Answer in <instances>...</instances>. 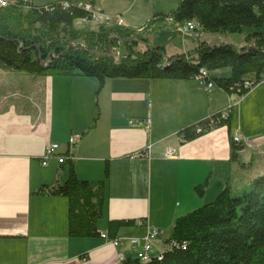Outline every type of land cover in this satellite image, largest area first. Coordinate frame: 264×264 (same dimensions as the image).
<instances>
[{
  "label": "crops",
  "instance_id": "1",
  "mask_svg": "<svg viewBox=\"0 0 264 264\" xmlns=\"http://www.w3.org/2000/svg\"><path fill=\"white\" fill-rule=\"evenodd\" d=\"M180 2L96 0L94 8L108 19L121 17L125 27L146 28L149 42L164 47L167 57L189 55L202 43L256 45L255 38L247 39L253 28L186 30L187 22L155 17L173 12ZM211 75L229 77L231 69ZM228 107V123L186 140L184 129H196ZM74 134L81 138L71 149ZM237 135L243 148L232 161ZM52 143L60 144L59 155H70L63 163L57 157L43 163ZM238 167L250 177L264 174V80L240 96L216 86L208 91L197 78L119 77L101 85L94 76L0 69V264H124L142 249L132 239H144L153 229L160 234L151 255L158 257L176 219L213 201L235 180ZM72 171L82 180L106 183L97 235L70 236L69 198L42 192L66 182ZM201 184L203 195L196 189ZM119 221L130 223L112 227ZM114 239L121 243L116 246Z\"/></svg>",
  "mask_w": 264,
  "mask_h": 264
},
{
  "label": "trees",
  "instance_id": "2",
  "mask_svg": "<svg viewBox=\"0 0 264 264\" xmlns=\"http://www.w3.org/2000/svg\"><path fill=\"white\" fill-rule=\"evenodd\" d=\"M9 1L0 6V69H16L32 76H94L103 85L108 78L119 77L196 79L204 68L208 71L207 81L240 96L264 80L261 31L248 36L249 41L255 38L256 42L249 47L202 43L189 55L167 57L164 47L153 46L135 28L116 23H101L96 29L79 27L78 21L93 20V12L79 6L81 1L56 0L48 5H36L33 0ZM64 1L71 7L64 8ZM87 3L94 6L95 1ZM157 16L171 18L178 24L196 21L200 28L214 33L240 32L247 26L264 25V0H181L176 10ZM154 18L147 26L152 25ZM140 43L143 50L137 49ZM122 45L124 52L120 53ZM112 50L119 56H114ZM222 68H230L231 75H211ZM246 81L253 82V86L246 88ZM229 118L222 124L228 123ZM200 123L210 129L208 118ZM194 126L184 129L186 140L200 135ZM242 148L232 141V161L238 160ZM240 183L243 184L235 185L230 178L212 202L178 217L165 240L168 247L162 258L153 257L142 263L129 257L124 264H264V174ZM205 188L206 184H201L196 189L203 195ZM42 192L69 198L70 236L99 233L105 181L82 180L72 171L66 182L43 187ZM125 223L130 221L111 225L119 227Z\"/></svg>",
  "mask_w": 264,
  "mask_h": 264
},
{
  "label": "built area",
  "instance_id": "3",
  "mask_svg": "<svg viewBox=\"0 0 264 264\" xmlns=\"http://www.w3.org/2000/svg\"><path fill=\"white\" fill-rule=\"evenodd\" d=\"M9 0H0V6H6L9 4ZM79 6L86 8L89 11L93 12V20L96 18V15L98 14L95 11V8L92 4L90 3H79ZM63 7L64 8H69L71 7L70 3L68 1H64L63 3ZM104 17V16H103ZM98 18V16H97ZM106 19H108L109 17L105 16ZM92 20H81L78 21V23L80 22H89ZM115 23L117 25H124L123 24V19L121 17H117L115 20ZM198 23L196 21H188L185 29L186 30H192V29H196L198 27ZM144 29V27L142 28ZM255 45V44H254ZM251 46V45H250ZM207 77H208V71L204 68H202L199 72V74L197 75V79L200 80L206 87V89L208 91H211L215 86L214 83L212 81H207ZM253 86V82L251 81H246L245 82V87L246 88H251ZM230 112H231V108L228 107L227 109H225L224 111L219 112V114L214 117L211 116L208 118L209 120V127L212 128L214 126H217L219 124L222 123L223 120H226L230 117ZM206 126V125H205ZM202 123H198L197 127H196V132L197 133H203L204 131H206V127H205ZM81 138L80 134H74L69 138V145L71 149H74L75 146L77 145V143L79 142ZM233 140L235 142H240V137L234 136ZM60 149V144L59 143H52L46 146L45 149V156H44V164H47V159L50 157H57V159L59 160V162L63 163L67 158H69L70 155H59ZM72 157V156H71ZM160 234L158 229H153L151 231L148 232L147 236L144 239H140V238H133L132 242L135 245H142V249L141 251L138 253L137 258L142 262V263H147L149 262L153 257L151 255L152 252V243L154 241V239ZM102 236L104 238L109 239V235L107 233H102ZM116 246H118L121 243L120 239H114L112 241ZM159 258H162V255L158 256Z\"/></svg>",
  "mask_w": 264,
  "mask_h": 264
},
{
  "label": "rangeland",
  "instance_id": "4",
  "mask_svg": "<svg viewBox=\"0 0 264 264\" xmlns=\"http://www.w3.org/2000/svg\"><path fill=\"white\" fill-rule=\"evenodd\" d=\"M38 3H43V2H46V1H49V0H36ZM58 1V0H57ZM70 1H81L82 3H87V2H92V1H95L96 2V0H70ZM98 13V12H97ZM97 16H98V18H97ZM116 20V19H115ZM115 20L114 19H106L105 18V15H104V17H103V14H101L100 12L96 15V18L93 20V21H89V22H82V23H78L77 22V24H78V26L79 27H86V28H92V29H96L101 23H107V24H110V25H112L114 22H115ZM123 24H124V21H123ZM252 28L255 30V31H261V32H263V35H264V25L262 26V27H259V28H256V27H252V26H247V27H245V29H251L252 30ZM139 33H142L144 36H145V29H142V28H140V27H137V28H135ZM254 30L253 31H250V32H254ZM146 37V36H145ZM137 49H144V47H143V44L142 43H140L138 46H137ZM120 53H123L124 52V49H123V45L122 46H120V48H119V50H118ZM111 53L114 55V56H119V53L117 52V51H114V50H112L111 51ZM246 158H248V153H245L243 156H242V160H245ZM256 160H257V162H256V164H259L260 162H262V160H263V158H262V156L261 157H257L256 158ZM232 175H233V177L235 178V180H234V184L235 185H240V184H243V183H240L241 181H246V180H248L249 178H250V176H251V173H248L247 172V170H245V169H243V168H236L234 171H233V173H232ZM238 178V179H237ZM238 182H237V181ZM236 189H234V192L236 193ZM212 202V201H211Z\"/></svg>",
  "mask_w": 264,
  "mask_h": 264
}]
</instances>
